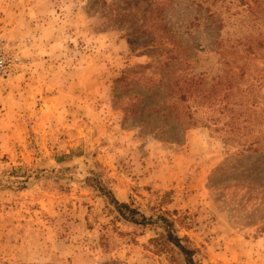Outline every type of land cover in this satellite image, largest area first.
Returning a JSON list of instances; mask_svg holds the SVG:
<instances>
[{
	"label": "rangeland",
	"instance_id": "1",
	"mask_svg": "<svg viewBox=\"0 0 264 264\" xmlns=\"http://www.w3.org/2000/svg\"><path fill=\"white\" fill-rule=\"evenodd\" d=\"M0 49V264H183L151 246L160 222L118 220L97 186L164 214L199 264H264V159L231 166L225 142L264 137V0H0ZM134 67L192 86L182 144L122 125Z\"/></svg>",
	"mask_w": 264,
	"mask_h": 264
},
{
	"label": "trees",
	"instance_id": "2",
	"mask_svg": "<svg viewBox=\"0 0 264 264\" xmlns=\"http://www.w3.org/2000/svg\"><path fill=\"white\" fill-rule=\"evenodd\" d=\"M126 44L129 51L133 52L134 45L128 37ZM145 69L143 67H134L126 71V74H129L130 71L133 72L131 76L122 78L119 82L115 83L114 98L121 105L124 116L122 125L131 123L133 126L138 125L150 131H157L162 140L180 145L182 144L180 134L196 124L194 116L187 106L183 107L181 113L177 111L178 103L184 104V102L190 99L191 93L189 87L192 86H185L182 90L172 91L167 86L164 87L165 77L162 76L156 79L153 76H146L143 74ZM139 70L141 73H139ZM196 84L197 87L194 89L196 101L195 99L194 101L198 105H210L213 95L212 89L206 95V90H203V87H201L202 84L200 82ZM223 107L225 108V105ZM225 142L237 149V153L231 157V162H229L231 166L234 165L233 163L239 161L264 159V137L251 140L243 137H237L236 139L227 138ZM242 167L244 166L240 164L236 168L221 170L220 172L232 173L236 171V173H232L235 176L240 173ZM231 182L244 183L245 181L240 177L239 179H232ZM97 188L104 193L109 204L113 206L114 211L118 215V220L144 227L155 225L158 222L162 224L163 233L149 241L151 246L157 248V252L176 251L180 255L183 264H199L195 261L198 251L191 247L186 237L179 238L176 235L173 221L168 220L164 214L157 217V222L152 221V217L147 218L139 211L131 209L126 203H119L103 187L97 186Z\"/></svg>",
	"mask_w": 264,
	"mask_h": 264
},
{
	"label": "built area",
	"instance_id": "3",
	"mask_svg": "<svg viewBox=\"0 0 264 264\" xmlns=\"http://www.w3.org/2000/svg\"><path fill=\"white\" fill-rule=\"evenodd\" d=\"M11 55L7 54L4 49H0V79H4L9 75V68L12 64Z\"/></svg>",
	"mask_w": 264,
	"mask_h": 264
}]
</instances>
